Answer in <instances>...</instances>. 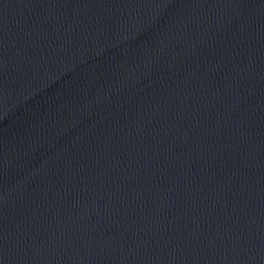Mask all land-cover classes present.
I'll return each instance as SVG.
<instances>
[{
  "label": "water",
  "instance_id": "water-1",
  "mask_svg": "<svg viewBox=\"0 0 264 264\" xmlns=\"http://www.w3.org/2000/svg\"><path fill=\"white\" fill-rule=\"evenodd\" d=\"M115 0H0V91L46 59Z\"/></svg>",
  "mask_w": 264,
  "mask_h": 264
}]
</instances>
